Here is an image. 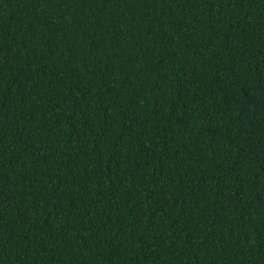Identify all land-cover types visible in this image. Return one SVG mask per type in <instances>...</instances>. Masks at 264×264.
Returning <instances> with one entry per match:
<instances>
[{
	"label": "trees",
	"instance_id": "16d2710c",
	"mask_svg": "<svg viewBox=\"0 0 264 264\" xmlns=\"http://www.w3.org/2000/svg\"><path fill=\"white\" fill-rule=\"evenodd\" d=\"M0 264H264V0H0Z\"/></svg>",
	"mask_w": 264,
	"mask_h": 264
}]
</instances>
